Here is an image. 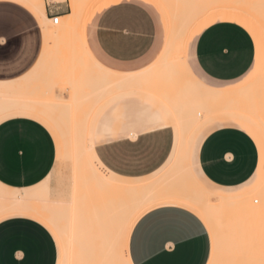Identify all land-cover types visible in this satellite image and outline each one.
I'll use <instances>...</instances> for the list:
<instances>
[{"label":"bare ground","instance_id":"1","mask_svg":"<svg viewBox=\"0 0 264 264\" xmlns=\"http://www.w3.org/2000/svg\"><path fill=\"white\" fill-rule=\"evenodd\" d=\"M15 1L39 18L44 48L38 63L19 82H0V122L25 115L45 124L56 142V160L70 161L64 167H71V178L69 192L49 188L50 175L25 189L0 183V217L26 212L51 224L60 237V264H132L128 240L136 220L155 207L175 205L197 215L211 232L207 264H264V179L253 190L255 198L249 193L217 198L194 181L187 166L190 141L210 119L238 116L264 135V65L246 86L219 92L199 84L187 71L183 56L174 52L178 42L184 49L186 37L199 19L217 12L230 11L247 18L264 38V0L249 1L251 8L246 0L244 5L240 0V6L231 0H153L169 20L180 21L178 30L166 41L158 72L126 75L102 67L85 45L86 18L99 0H69L71 12L59 18L61 24L53 28L44 14L43 0ZM68 36L77 37L79 49L73 47L71 37L60 46L61 39ZM59 82L69 87L68 98L55 92ZM153 82H158L159 88H150ZM128 94L155 99L174 123L169 158L145 178L110 172L92 147V127L99 111ZM225 228L232 232H223Z\"/></svg>","mask_w":264,"mask_h":264},{"label":"crops","instance_id":"2","mask_svg":"<svg viewBox=\"0 0 264 264\" xmlns=\"http://www.w3.org/2000/svg\"><path fill=\"white\" fill-rule=\"evenodd\" d=\"M43 2L48 19L71 12L69 0ZM146 4L163 14L153 0H99L90 10L83 32L85 45L105 69L125 75L147 70L151 73L153 69L158 72L159 60L149 63L159 48V24ZM250 25L254 24L230 11L199 19L184 44L185 49L191 42L190 65L183 56L189 74L202 86L219 92L249 84L245 80L256 60ZM43 33L39 18L26 5L0 0V82L17 83L32 70L43 52ZM190 66L210 84L199 80ZM150 86L157 89L159 83ZM96 88L100 94L99 83ZM68 92L65 98L71 95L70 89ZM245 129L264 144V135L254 124L232 115L203 123L190 141L189 172L197 184L217 198L244 194L216 195L207 191L206 184L234 189L245 184L258 167L254 140ZM91 140L97 159L107 170L125 178H145L169 158L175 128L168 112L155 99L128 94L102 107L94 120ZM56 158L54 136L39 120L15 115L0 122V183L7 188H30L49 175L51 178ZM190 158L200 181L190 167ZM30 216L55 232L48 222L31 213L0 217V264H60L57 233L60 255L49 228ZM210 252L211 238L203 221L175 205L145 212L136 220L128 240L132 264H207Z\"/></svg>","mask_w":264,"mask_h":264},{"label":"rangeland","instance_id":"3","mask_svg":"<svg viewBox=\"0 0 264 264\" xmlns=\"http://www.w3.org/2000/svg\"><path fill=\"white\" fill-rule=\"evenodd\" d=\"M90 1H94V0H90ZM231 1L233 2V4L237 3L236 5H238V6L242 5L241 3H243V5L245 4L244 0H241V3H240V0H231ZM246 1L248 2V3L246 2L247 5L250 6L249 8H251V6H252V4L250 5L249 1L252 3L254 1L258 2V0H246ZM146 6L151 10V12L155 16V18L157 19V22L159 24V48H158L157 54L155 55L153 60L149 63V64H151V63L158 61L159 58L162 56L163 52L165 51L166 41H167L168 37L170 36V34L173 35L175 33V31L178 30L180 21H177L176 19L173 20V19H171V17H169L170 18V20H169L168 17L159 13L153 6H151L149 4H146ZM70 11H71V9H70ZM61 21L62 20H59V23H57V24L60 25ZM175 23H177V24L175 25ZM57 24H54L52 22V20L50 21V27L51 28H53ZM50 27H49V30H51ZM248 27H249V30L251 31V33L254 37V40H255V46H256L255 58H256V60L254 59L255 60V65L253 64L254 69L251 72V74L248 76L247 80H245V82L253 81L255 79V77L257 76V74L260 72L262 66L264 65V39H263V36L261 35V33L258 31V29L254 25H250ZM69 37H71V36L64 37L61 39V41H60L61 47L63 44H65L67 39L70 40ZM76 38L77 37H75V36L73 39L71 37V39H72L71 42H72V45L74 48L79 49V46H78L79 41L78 40L76 41ZM176 45H177V47H176L177 49H175L174 52L176 53V51H177V54L179 56H184V59L190 65V45H191V42L187 43L185 49H182V46H180L179 42L176 43ZM175 53H173V54H175ZM52 54L54 56V54H56V53H52ZM178 55H172V56L175 57ZM179 56L177 58H179ZM174 57H173V59H175ZM190 68H191V66H190ZM191 70L198 77L199 80H201L204 83H209L206 80H204L203 78H201L200 76H198L193 71L192 68H191ZM54 90H55V92H57V94H61L64 96H68V93H69L68 92L69 87L66 86L65 84L62 85L60 82L58 83V85H55ZM245 131L248 132L249 134H251L247 129H245ZM251 137L253 138V140H254L253 142L255 144L254 146H255L256 166L258 164L257 169L255 168L256 171L254 170L255 173L253 172L254 173L253 176L245 184H243L242 186H239L237 188H234V189H219V188H214L213 185L206 184V188H207L208 192L214 193L216 195L228 194V193L236 194V195H241V194H246V193L252 194L253 190L260 184V182L263 181V179H264V144L262 142H260L255 136H253V134H251ZM59 161L56 160L55 171H54L52 177L50 178V180L47 181V186L49 188H52V189L61 188L62 190H64V192H69V190H70L69 182H70V178H71V172H69V171H71V167H68L69 170H67L68 168L64 167V166H68V162L70 164V161L68 160L67 163H65L66 162L65 160H62L63 162L61 160H59ZM189 163H190V167H191L192 171L195 174L196 180L200 181L201 177L197 173L196 165H195L192 158L189 159ZM69 166H71V165H69ZM67 179L69 180L68 182H67ZM250 197L252 199V198H255L256 196L254 194H252ZM123 198H124V196H123ZM254 203L256 204V202H254ZM27 216H29V215H27ZM30 217H32V216H30ZM32 218H34V217H32ZM34 219L39 220L37 218H34ZM39 221L42 222L43 224H45L43 221H41V220H39ZM45 225L52 232V234L56 240L58 250H59V240H60L59 235L57 234V236L59 237V240H58V237L56 236L55 232L47 224H45ZM223 232L231 233L232 231L230 230V228H225V229H223ZM209 234H210V238H211V252H212V240H213V238H212V234L210 231H209ZM211 252H210V255H211ZM59 255H60V250H59Z\"/></svg>","mask_w":264,"mask_h":264},{"label":"built area","instance_id":"4","mask_svg":"<svg viewBox=\"0 0 264 264\" xmlns=\"http://www.w3.org/2000/svg\"><path fill=\"white\" fill-rule=\"evenodd\" d=\"M50 19L52 20V22H53L54 24H57L58 21H59V16H52Z\"/></svg>","mask_w":264,"mask_h":264}]
</instances>
